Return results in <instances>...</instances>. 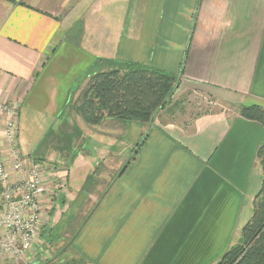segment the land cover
I'll return each instance as SVG.
<instances>
[{"label": "crops", "instance_id": "1", "mask_svg": "<svg viewBox=\"0 0 264 264\" xmlns=\"http://www.w3.org/2000/svg\"><path fill=\"white\" fill-rule=\"evenodd\" d=\"M118 1L0 0V98L20 102L21 153L51 187L39 244L0 264H216L252 216L264 126L240 111L264 108V0H122L119 18ZM113 60L183 68L161 112L183 121L87 124L75 102ZM195 93L219 109L196 115L178 99ZM3 123L14 182L26 171L14 169ZM24 126L34 138L23 145Z\"/></svg>", "mask_w": 264, "mask_h": 264}, {"label": "trees", "instance_id": "2", "mask_svg": "<svg viewBox=\"0 0 264 264\" xmlns=\"http://www.w3.org/2000/svg\"><path fill=\"white\" fill-rule=\"evenodd\" d=\"M106 63L109 67L89 77L75 102V111L87 124L96 125L105 118L151 123L171 102L177 75L136 62L113 60ZM240 115L264 126L261 106H244ZM258 157L264 173V141L258 149ZM216 264H264V176L253 201L252 216L243 227L239 242Z\"/></svg>", "mask_w": 264, "mask_h": 264}, {"label": "built area", "instance_id": "3", "mask_svg": "<svg viewBox=\"0 0 264 264\" xmlns=\"http://www.w3.org/2000/svg\"><path fill=\"white\" fill-rule=\"evenodd\" d=\"M19 112V101L0 98L3 135L14 169L21 173L26 171L24 178L11 181L12 175L5 164L0 138V255H9L17 263L38 239L42 199L51 188L43 180V166L21 153L18 141Z\"/></svg>", "mask_w": 264, "mask_h": 264}, {"label": "rangeland", "instance_id": "4", "mask_svg": "<svg viewBox=\"0 0 264 264\" xmlns=\"http://www.w3.org/2000/svg\"><path fill=\"white\" fill-rule=\"evenodd\" d=\"M115 5V4H114ZM116 6H117V11H116V14H117V16H118V18L123 14V12H122V9H123V6L125 7V3L122 1V0H119L117 3H116ZM190 32H191V29H190ZM78 37H81V33L79 34V36L77 35V39H76V41H78L79 40V38ZM69 44L71 45V46H76V43L75 42H73V40L72 41H69ZM183 60H185L184 59V57H183ZM78 72V70H73V74H76ZM180 74H181V70H179L178 71V76H180ZM80 75H81V71H80ZM70 82H72V84L74 85V88H76L77 87V85H78V83L79 82H81V76H80V78L78 79L79 81L78 82H76L75 81V79H74V77H70L69 79H68ZM73 95V93H71V95H70V99L69 100H71V96ZM186 96H188V95H181L178 99H186V100H188V101H186V103H188L187 104V106H189L190 105V107H191V110H194L196 107H197V112H196V115H198V114H204V113H207V112H211V111H215V110H218L219 108L217 107V106H214L213 104H211L210 102V100L208 99V98H203L201 95H200V93H195L194 95H190V100H189V98H187ZM184 97V98H183ZM207 99V100H206ZM5 100V99H4ZM68 100V101H69ZM189 101H191L192 103H193V105L191 104V102H189ZM66 109V108H65ZM68 111V110H67ZM167 113H160L158 116H157V122L158 121H160V122H162L163 121V123H166V122H168V123H174V122H176V123H179V122H182L183 120H181V117L179 116V115H172V114H167ZM192 115H193V113H192ZM174 116V117H173ZM188 117V115L186 116V117H184L183 119L185 120V118H187ZM55 119L56 118H54L53 120H52V123H54V121H55ZM24 120H26V114L23 112V114H22V119H21V124H23L24 123ZM156 122V121H155ZM153 124V123H152ZM22 131H21V138H20V140H21V142H22V144L24 145V143H23V139H25V141H26V143L27 142H30V140L31 139H33L34 138V136H31L30 135V132H27V130L25 129V126L24 127H22V129H21ZM62 131H63V126H61V128L60 129H58V130H55V133H56V136L57 137H59V138H63V136H62ZM50 137H52V136H50ZM21 148V147H20ZM136 151V150H135ZM101 169H102V171L104 172V170H103V168L101 167ZM43 218H44V214H43V211H42V214H41V220L43 221ZM39 243L36 241L35 243H34V245L35 246H37ZM40 261H42L41 259H38V261H37V259H34V260H30V261H28V264H31V263H35V264H45L46 263V261H43V262H40ZM39 262V263H38Z\"/></svg>", "mask_w": 264, "mask_h": 264}, {"label": "water", "instance_id": "5", "mask_svg": "<svg viewBox=\"0 0 264 264\" xmlns=\"http://www.w3.org/2000/svg\"><path fill=\"white\" fill-rule=\"evenodd\" d=\"M183 74V68L181 70V75ZM155 121V118L152 119L151 123H153Z\"/></svg>", "mask_w": 264, "mask_h": 264}]
</instances>
